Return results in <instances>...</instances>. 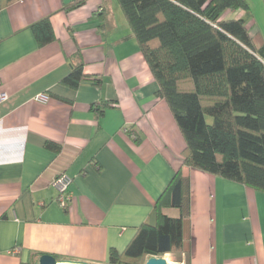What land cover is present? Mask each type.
<instances>
[{"label":"crops","instance_id":"obj_1","mask_svg":"<svg viewBox=\"0 0 264 264\" xmlns=\"http://www.w3.org/2000/svg\"><path fill=\"white\" fill-rule=\"evenodd\" d=\"M248 1L250 11L235 18H246L264 44V0H253L254 9ZM46 20L52 39L40 45L33 27ZM78 64L98 86L62 84ZM157 90L116 0H18L0 8V264H35L40 255L107 264L110 249L121 253L142 224L155 223V203L185 148ZM102 102L113 106L94 112ZM181 171L179 264H264V192ZM61 174L72 179L66 208L52 187ZM162 212L180 216L175 208Z\"/></svg>","mask_w":264,"mask_h":264},{"label":"trees","instance_id":"obj_2","mask_svg":"<svg viewBox=\"0 0 264 264\" xmlns=\"http://www.w3.org/2000/svg\"><path fill=\"white\" fill-rule=\"evenodd\" d=\"M18 0H0V8ZM184 140L182 165L264 192V44L252 37L248 0H116ZM40 45L52 39L48 21L33 27ZM100 80L72 67L62 84L76 89ZM108 102L92 106L102 114ZM210 119V123L207 121ZM45 148L59 153L51 142ZM181 167L155 203V223L142 224L107 264H144L182 250L186 215ZM180 211L178 218L163 214ZM42 256V255H40ZM34 264V263H29Z\"/></svg>","mask_w":264,"mask_h":264},{"label":"built area","instance_id":"obj_3","mask_svg":"<svg viewBox=\"0 0 264 264\" xmlns=\"http://www.w3.org/2000/svg\"><path fill=\"white\" fill-rule=\"evenodd\" d=\"M5 99L6 95L0 91V102L4 101ZM38 99L45 100L46 98L44 96H40ZM71 183L72 179L65 174L57 176L52 182V187L57 193V202L62 208H66L67 204L71 200V195L69 192Z\"/></svg>","mask_w":264,"mask_h":264},{"label":"water","instance_id":"obj_4","mask_svg":"<svg viewBox=\"0 0 264 264\" xmlns=\"http://www.w3.org/2000/svg\"><path fill=\"white\" fill-rule=\"evenodd\" d=\"M64 261H57L54 257L43 255L38 258L35 264H59ZM73 263V262H71ZM76 264H89L87 262H76ZM144 264H167L166 260L163 257L150 256L146 259Z\"/></svg>","mask_w":264,"mask_h":264},{"label":"rangeland","instance_id":"obj_5","mask_svg":"<svg viewBox=\"0 0 264 264\" xmlns=\"http://www.w3.org/2000/svg\"><path fill=\"white\" fill-rule=\"evenodd\" d=\"M249 2V1H248ZM250 3H251V8H257L256 7V4H255V2H253V0H250ZM228 14H231V13H226V14H224L223 15V18H226V19H234L237 15V13H232V16L229 18L228 17ZM207 121L210 123V119H207ZM166 259H168L170 262H171V264H179V262H180V255H179V253H173V254H169V258L168 257H166Z\"/></svg>","mask_w":264,"mask_h":264},{"label":"bare ground","instance_id":"obj_6","mask_svg":"<svg viewBox=\"0 0 264 264\" xmlns=\"http://www.w3.org/2000/svg\"><path fill=\"white\" fill-rule=\"evenodd\" d=\"M164 259H165V257H164ZM165 260H166L167 264H171V262H170V261H168L167 259H165Z\"/></svg>","mask_w":264,"mask_h":264}]
</instances>
